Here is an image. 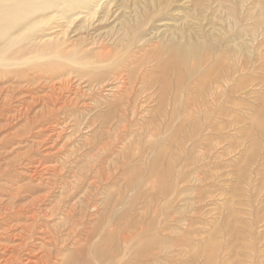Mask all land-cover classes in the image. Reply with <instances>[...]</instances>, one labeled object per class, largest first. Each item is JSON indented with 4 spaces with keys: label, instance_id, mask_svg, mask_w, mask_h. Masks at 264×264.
Listing matches in <instances>:
<instances>
[{
    "label": "rangeland",
    "instance_id": "1",
    "mask_svg": "<svg viewBox=\"0 0 264 264\" xmlns=\"http://www.w3.org/2000/svg\"><path fill=\"white\" fill-rule=\"evenodd\" d=\"M19 2L0 264H264V0Z\"/></svg>",
    "mask_w": 264,
    "mask_h": 264
},
{
    "label": "bare ground",
    "instance_id": "2",
    "mask_svg": "<svg viewBox=\"0 0 264 264\" xmlns=\"http://www.w3.org/2000/svg\"><path fill=\"white\" fill-rule=\"evenodd\" d=\"M19 1L24 2L25 0H0V13L2 11V14L9 15V10L10 9H12V8L13 9H15V8L17 9L18 7H20L19 5H22V3H20ZM184 58H185L184 55L181 54L176 59L181 64H183L184 63ZM172 62H171V64L169 66L174 68V66L177 63V61H174L173 63Z\"/></svg>",
    "mask_w": 264,
    "mask_h": 264
}]
</instances>
